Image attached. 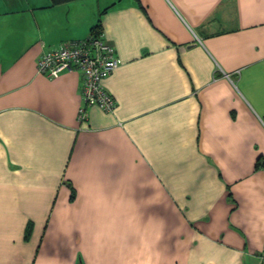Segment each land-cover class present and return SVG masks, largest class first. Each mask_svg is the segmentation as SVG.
I'll list each match as a JSON object with an SVG mask.
<instances>
[{
    "label": "crops",
    "instance_id": "obj_1",
    "mask_svg": "<svg viewBox=\"0 0 264 264\" xmlns=\"http://www.w3.org/2000/svg\"><path fill=\"white\" fill-rule=\"evenodd\" d=\"M98 24L110 113L80 74L37 68ZM263 247L264 0H0V264H262Z\"/></svg>",
    "mask_w": 264,
    "mask_h": 264
},
{
    "label": "built area",
    "instance_id": "obj_2",
    "mask_svg": "<svg viewBox=\"0 0 264 264\" xmlns=\"http://www.w3.org/2000/svg\"><path fill=\"white\" fill-rule=\"evenodd\" d=\"M119 64L115 49L100 31L92 32L84 40L64 43L58 49L43 54L37 68L40 74L49 79H57L64 73L80 74L85 106L98 107L110 113L114 111L116 101L104 88L103 81ZM86 117V110L82 108L79 113L80 122L85 121ZM260 260L264 264V247Z\"/></svg>",
    "mask_w": 264,
    "mask_h": 264
},
{
    "label": "trees",
    "instance_id": "obj_3",
    "mask_svg": "<svg viewBox=\"0 0 264 264\" xmlns=\"http://www.w3.org/2000/svg\"><path fill=\"white\" fill-rule=\"evenodd\" d=\"M71 1H73V0H52V4L53 5H58V4H62V3H68V2H71ZM100 31L101 30H100L99 24L92 29V32H95V33H99ZM30 231H31V227H29L27 229V231H26V238H28V236L30 234Z\"/></svg>",
    "mask_w": 264,
    "mask_h": 264
}]
</instances>
